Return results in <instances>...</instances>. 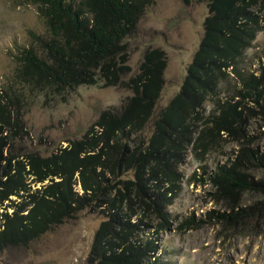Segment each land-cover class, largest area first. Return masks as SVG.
<instances>
[{
    "label": "trees",
    "instance_id": "trees-1",
    "mask_svg": "<svg viewBox=\"0 0 264 264\" xmlns=\"http://www.w3.org/2000/svg\"><path fill=\"white\" fill-rule=\"evenodd\" d=\"M37 1L43 6L50 37L43 36V57L34 47L24 49V64L18 73L23 85L47 95L65 93L82 83H97L101 77L107 79L105 84L120 81L128 69L124 64L127 37L152 0ZM205 1L209 12L200 46L180 91L159 112L164 80L159 65L152 64L156 55L149 54L139 73L124 82L133 94L119 107L103 110L82 137L46 157L30 153L26 154L28 162L17 159L13 163L17 157L7 146L4 133L13 124L14 115L19 116L25 93L0 92V204L14 196L23 197L22 192L30 197L27 206L18 208L13 216L4 214L0 247L20 237L37 238L52 225L88 208L104 215L94 244L101 246L108 260L156 264L141 260L154 251L153 245L129 235L146 225L149 211L168 222L165 207L181 189L179 166L189 149L197 152L198 147H207L224 133L240 134L252 110L249 103L264 113V65L260 76L240 67L260 29L256 8H264V0ZM232 75L240 87L234 85L233 94L222 98V85ZM210 102L217 109L201 122L202 111ZM240 151L231 165L218 166L214 180L221 187L250 186L237 167L242 158L256 152ZM37 183H42L41 187L30 192ZM111 227L119 229V242L108 239Z\"/></svg>",
    "mask_w": 264,
    "mask_h": 264
},
{
    "label": "rangeland",
    "instance_id": "rangeland-1",
    "mask_svg": "<svg viewBox=\"0 0 264 264\" xmlns=\"http://www.w3.org/2000/svg\"><path fill=\"white\" fill-rule=\"evenodd\" d=\"M42 7L37 0H0V92L22 90L26 100L4 133L7 146L17 157L13 163L17 159L28 162L26 154L30 153L46 157L82 137L103 110L119 107L133 94L132 87L124 82L139 73L149 54L156 55L152 64L159 65L164 80L157 112L167 106L180 91L202 41L209 12L205 0H152L144 6L127 37L124 64L128 69L118 83L105 84L107 79L101 77L97 83H82L65 93L45 95L32 92L18 75L25 48L34 47L43 57V36L49 38L50 34ZM256 10L260 29L240 67L260 76L264 65V8L258 5ZM228 82L222 85V98L233 94L234 85L240 87L233 75ZM248 105L252 110L244 130L236 137L224 133L207 147H198L197 152L189 149L179 166L181 189L165 207L168 222L149 211L146 225L129 235L155 248L144 255L142 263L264 264V113L255 104ZM216 109L212 102L205 105L201 122H206ZM241 148L256 152L242 158L237 167L250 186L221 187L214 180L218 166L231 165ZM4 153L8 155L9 150ZM41 185H32L30 192ZM22 194L0 204V229L6 212L13 216L18 208L27 206L30 197ZM103 219L100 211L87 208L52 225L37 238L5 241L0 247V264H115L107 259L101 246L94 244ZM118 231L111 227L108 239L119 242Z\"/></svg>",
    "mask_w": 264,
    "mask_h": 264
}]
</instances>
